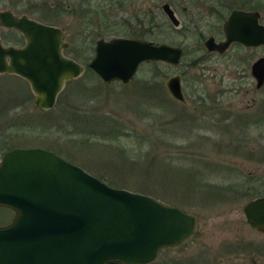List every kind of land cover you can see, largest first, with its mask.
<instances>
[{"label": "rangeland", "instance_id": "obj_1", "mask_svg": "<svg viewBox=\"0 0 264 264\" xmlns=\"http://www.w3.org/2000/svg\"><path fill=\"white\" fill-rule=\"evenodd\" d=\"M80 1L45 0L56 4L49 15L39 9L44 0H0V12L62 29L68 43L63 54L84 66L97 40L126 37L102 30L100 36L88 35L85 24L103 26L128 17L132 9L119 11L115 0H94L89 7L100 17L86 23L78 16ZM151 2L140 6H151L159 24L161 1ZM5 29L0 27L3 46L23 44L18 33ZM150 40L183 44L181 64H142L127 84H105L86 69L46 111L36 108L27 82L0 76V159L12 148L51 151L111 187L151 196L194 216L193 235L151 264H264V233L249 227L243 213L248 201L264 196V85L256 89L249 71L264 58V47L219 56L194 50L193 37L156 33ZM176 75L186 104L173 100L164 85ZM87 132L102 134L93 139ZM11 217L0 208V226Z\"/></svg>", "mask_w": 264, "mask_h": 264}, {"label": "water", "instance_id": "obj_2", "mask_svg": "<svg viewBox=\"0 0 264 264\" xmlns=\"http://www.w3.org/2000/svg\"><path fill=\"white\" fill-rule=\"evenodd\" d=\"M171 22L176 23L171 12ZM251 14L234 12L224 24V41L205 43L223 55L236 43L264 45V27ZM0 27L18 31L25 45L0 42V75L24 79L39 111L50 110L68 82L86 67L63 56V30L26 16L0 12ZM178 47L151 41L112 38L95 42L88 68L105 84H127L140 65L180 64ZM255 88L264 85V58L250 67ZM169 95L184 103L179 76L166 82ZM0 208L13 217L0 227V264H151L158 253L181 246L194 233L195 218L178 206L151 196L112 188L50 151L11 149L0 160ZM244 218L264 233V196L248 201Z\"/></svg>", "mask_w": 264, "mask_h": 264}, {"label": "flooded vegetation", "instance_id": "obj_3", "mask_svg": "<svg viewBox=\"0 0 264 264\" xmlns=\"http://www.w3.org/2000/svg\"><path fill=\"white\" fill-rule=\"evenodd\" d=\"M93 1L94 0L80 1L81 7L78 16H80V18L86 23H88V20L92 16L98 15V17H100L99 13L96 12L97 11L96 9L93 10L92 8L89 7L91 6L90 4L93 3ZM151 1L152 0H115L114 4L117 10L124 11L125 7H128V9H132L128 17L126 16L125 18L116 19L112 23L111 22L104 23L103 26L97 25L94 27L92 25L85 24V27L83 29L85 32H87L88 35L100 36L102 31L104 32L113 31L117 35L122 34L126 36V37L119 36L120 38L138 39L140 41L141 40L151 41L150 40L151 36L156 35V33L158 35L162 34L163 36H167V37H170V35L171 36L175 35L176 37L188 36V37H193L195 40L194 41L195 44L192 46L194 47V50L196 51L205 50L206 52L207 50L205 48V43L209 39H213V41H215V43L217 44L224 41L225 38L224 29H223L224 24L234 12L251 14L252 17L256 19L258 26L264 27V0H160L161 6L159 11L161 14L162 21L159 22V24L156 21V18L159 19V17H156V13L153 12L151 6H148V8H141L140 6L141 4H146V2H150L151 5L152 3ZM42 4L43 5L39 6V9L42 11H47L49 15L53 11H55V7H56L55 3L49 5L44 0ZM45 4L49 6H46ZM63 11L67 13L72 12L71 8H69L68 6H63ZM3 12H9L14 17H21V16H17L18 15L17 13L10 10ZM169 12L172 13L175 19L174 21L176 23L171 22V20L169 19L168 16ZM104 13L105 12L103 11L102 14ZM5 30L14 31L18 33L17 31L11 29H5ZM18 34L20 35V33ZM64 37H65V32H64ZM0 42L2 44V41ZM13 43L17 45L18 41L16 40ZM24 44L25 42L23 40V44L18 45V47H14V48H21L24 46ZM4 47H9V46H4ZM173 47H178L181 49L182 51L181 60H182L184 54L183 52L186 51L183 48L184 45L182 44L181 47L179 44ZM263 47L264 45L258 47H244L242 45L234 43L229 47L228 50L225 51L223 55L228 53L229 50H233L236 48H242L243 50H258V49H262ZM207 53L219 55L215 52H211V53L207 52ZM223 55H219V56H223ZM6 76H15V75H6ZM215 98H213V100H216ZM181 104H186V101Z\"/></svg>", "mask_w": 264, "mask_h": 264}, {"label": "trees", "instance_id": "obj_4", "mask_svg": "<svg viewBox=\"0 0 264 264\" xmlns=\"http://www.w3.org/2000/svg\"><path fill=\"white\" fill-rule=\"evenodd\" d=\"M152 36H154V35H152ZM151 64H153V65H155L156 63H151ZM156 73H153V76H157V75H155ZM107 125V124H106ZM108 126H110V125H108ZM106 128V127H105ZM108 128V127H107ZM102 133H103V131H102ZM101 133V134H102ZM108 133H110V132H108ZM101 134H99V133H97V132H93V134L92 133H89V132H87L86 133V135H87V137L89 138V137H91V136H93L94 135V137H93V139H98V136H101ZM98 179L99 180H101L103 183H106L108 186H111V185H114L113 183H108V182H106L105 180H104V178H102V177H98ZM256 196H258V195H253V196H250L251 198H255ZM164 252V251H163Z\"/></svg>", "mask_w": 264, "mask_h": 264}]
</instances>
